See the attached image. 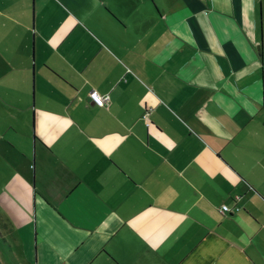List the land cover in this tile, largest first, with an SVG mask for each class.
Masks as SVG:
<instances>
[{"label":"crops","instance_id":"obj_1","mask_svg":"<svg viewBox=\"0 0 264 264\" xmlns=\"http://www.w3.org/2000/svg\"><path fill=\"white\" fill-rule=\"evenodd\" d=\"M21 120L0 264H264V0H0Z\"/></svg>","mask_w":264,"mask_h":264},{"label":"rangeland","instance_id":"obj_2","mask_svg":"<svg viewBox=\"0 0 264 264\" xmlns=\"http://www.w3.org/2000/svg\"><path fill=\"white\" fill-rule=\"evenodd\" d=\"M16 125L19 133L16 135L11 134L14 137H10V141L15 144V154L18 156V159H20L19 162H9V160L5 159V156L0 153V193L4 192L6 189L11 195H13L15 191L19 192L20 190L19 176H30V169L28 168L30 147L26 143V137L23 133L25 126L22 120L21 122L18 121ZM21 154H24L25 157H22Z\"/></svg>","mask_w":264,"mask_h":264},{"label":"built area","instance_id":"obj_3","mask_svg":"<svg viewBox=\"0 0 264 264\" xmlns=\"http://www.w3.org/2000/svg\"><path fill=\"white\" fill-rule=\"evenodd\" d=\"M88 97H89V99H90V101L94 104V105H96V106H98V107H103V106H105L106 105V103L108 102V100H109V97H108V95H100V94H98L96 91H94V90H91V91H89V93H88ZM145 116V115H144ZM235 199H237L236 197H235ZM238 208H233V209H230L228 206H226V205H221L220 206V208H219V211L222 213V214H224V213H231L232 211H236Z\"/></svg>","mask_w":264,"mask_h":264}]
</instances>
